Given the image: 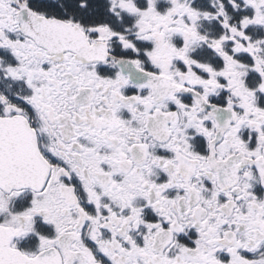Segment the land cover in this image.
<instances>
[{
    "label": "snow or ice",
    "instance_id": "6c2138e0",
    "mask_svg": "<svg viewBox=\"0 0 264 264\" xmlns=\"http://www.w3.org/2000/svg\"><path fill=\"white\" fill-rule=\"evenodd\" d=\"M0 264H264V0H0Z\"/></svg>",
    "mask_w": 264,
    "mask_h": 264
}]
</instances>
